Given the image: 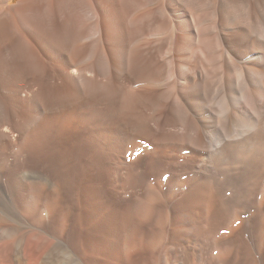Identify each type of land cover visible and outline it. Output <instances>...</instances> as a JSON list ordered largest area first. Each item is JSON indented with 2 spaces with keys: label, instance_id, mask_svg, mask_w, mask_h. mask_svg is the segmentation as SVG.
Masks as SVG:
<instances>
[{
  "label": "bare ground",
  "instance_id": "1",
  "mask_svg": "<svg viewBox=\"0 0 264 264\" xmlns=\"http://www.w3.org/2000/svg\"><path fill=\"white\" fill-rule=\"evenodd\" d=\"M263 150L264 0H0V264H150L147 179Z\"/></svg>",
  "mask_w": 264,
  "mask_h": 264
},
{
  "label": "rangeland",
  "instance_id": "2",
  "mask_svg": "<svg viewBox=\"0 0 264 264\" xmlns=\"http://www.w3.org/2000/svg\"><path fill=\"white\" fill-rule=\"evenodd\" d=\"M238 155L235 156V158L240 160L238 164H221L218 168H212L210 172L197 170L174 176L173 172L171 173L168 170L165 173L150 176L147 179L146 184L149 181H153V183H148V186L152 183L161 191L159 198L154 204L156 206L165 205L162 206L164 210L161 213L162 216L157 218L149 216L144 219V223L147 222L146 225L148 224L145 230L148 231L149 235L146 234V237H148V241H151L148 246L145 244L151 254L149 258H151L152 262L150 264H162L161 256L171 257V255H167V252L168 247L171 245L170 241L173 233L195 224L196 228L194 226L193 230L197 231L192 234L193 237L197 238L195 241H199L200 238L196 235H200L203 237L201 241L203 240L204 244L211 249L206 258L202 259L201 264H264V162H262L263 166L256 164L251 152ZM260 155L264 158V150ZM136 156L138 157L139 155ZM204 178L205 180L207 179L209 189L211 187V191H213L214 202H211V200L210 202H205L202 197L198 199L200 196L198 197L196 194L195 196L193 195L194 197L191 194L184 197L189 189H192ZM146 184L145 186L148 187ZM180 199H183L181 200L183 202L182 213L185 215L188 213V218H176L174 205ZM187 203L189 204L187 205ZM188 207L192 208L189 209ZM144 223L143 225H145ZM200 223H202L201 226H199ZM204 227L205 229L200 233L199 231ZM201 241H199V244ZM186 244L192 247L194 243L192 240H187ZM192 261L189 264L198 263L197 259ZM168 263H171V259L168 260Z\"/></svg>",
  "mask_w": 264,
  "mask_h": 264
}]
</instances>
